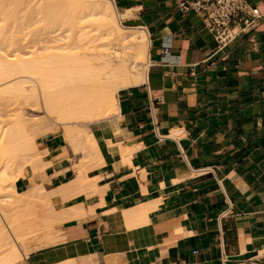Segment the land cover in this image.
<instances>
[{"label": "crops", "instance_id": "1", "mask_svg": "<svg viewBox=\"0 0 264 264\" xmlns=\"http://www.w3.org/2000/svg\"><path fill=\"white\" fill-rule=\"evenodd\" d=\"M109 1L147 34L145 82L89 124L102 191L65 200L84 214L24 264H264V0H247L262 17L223 48L184 9L190 0ZM64 148L40 137L49 165L35 181L46 190L74 177ZM31 177L25 169L16 191Z\"/></svg>", "mask_w": 264, "mask_h": 264}, {"label": "bare ground", "instance_id": "2", "mask_svg": "<svg viewBox=\"0 0 264 264\" xmlns=\"http://www.w3.org/2000/svg\"><path fill=\"white\" fill-rule=\"evenodd\" d=\"M23 4L27 7L25 9L27 17L24 19L23 25L20 26L22 31L32 27L28 31L29 36L37 37V40L33 46H30V52L26 58H21L17 54L16 59L11 58L12 61L0 52V96L2 99L5 96L9 99L10 95L11 97L13 95L14 99L17 97L13 103L15 105L19 100L18 97H20V101L22 99L27 103L31 102L32 108H38V104H42L45 113L54 119L56 125L61 127V138L65 144L63 155L68 153L71 158H74L71 165L74 177L66 184L53 188L54 191L48 195L44 196V192L42 196L34 194L38 191L37 189L44 188L35 179L43 174L44 168L49 163L42 160L45 151H41L36 142L40 129L38 123L34 122L32 117L22 114L23 111L21 113L18 109L19 119L13 118V115L11 117L12 112H10L8 122L15 119L14 122L11 121L4 128L5 123L3 124V122L6 121L1 122L0 163L2 166H0V181L3 184L6 182V186H10L13 178L10 176V182L6 179L9 177L6 175L8 173L7 166L12 164V159L16 158L18 152H21L19 157H22L23 153L32 174L27 190L32 188L31 191L34 196L40 197L39 200L42 197L46 202L57 204V206L55 205L57 209H52L50 213L47 211L44 217L43 214L41 216L39 210L38 220H40L39 216L42 220L45 218V225L49 227L50 221L54 222L59 219V223H61V215L65 216L63 219L61 218L64 220L73 218L75 215L78 216L82 211L81 205H79L80 207L73 206L74 211L69 208L61 211L62 206L58 210V205L62 204L61 201L75 197L80 193H84L85 197L90 199L92 195L99 194L98 191L102 189L96 185L97 177L90 175L94 168L100 167V160L89 124L117 114V94L124 89L145 82L148 38L146 32L141 28L123 26L121 19L126 18L129 12L119 14L109 0H23ZM21 6H19V10L24 7V5ZM23 10L22 12H25ZM16 31L18 30L16 29ZM2 32L4 29L1 34ZM5 33L7 34L6 31ZM4 38H7V35L3 34ZM3 39L0 37L1 41ZM9 41L10 38L2 43ZM17 41H10L7 44L8 47L16 46ZM15 52L17 51L15 50ZM18 110L16 109L13 113L16 114ZM126 152L129 151L126 150ZM11 154L10 164L6 162V158ZM13 155L15 156L13 157ZM122 155L126 162V154ZM13 167H15L13 172L17 169L16 173L19 174L18 169L21 168L18 165L17 168L15 165ZM10 170L12 171L11 168ZM10 188L13 187L10 186ZM32 192H27L31 193L28 196L29 198L31 196V199ZM26 195L24 194V196ZM4 199L0 197V264H18L24 253V251L19 252L18 245L21 243V247H23L24 238L30 232L36 231L37 226L32 222L36 211L30 206L31 202L30 205H27V201H24L27 207L24 208V211L22 209L20 211L18 208V205L22 203L20 197L17 198L18 201L16 198L14 199L17 204L13 201V204L9 203L7 197L8 204H6ZM77 210L80 211L77 212ZM41 212L45 213V211ZM57 214H59L58 217H56ZM42 222L40 221V223ZM54 224L57 223L54 222ZM58 264L73 263L72 260H67Z\"/></svg>", "mask_w": 264, "mask_h": 264}, {"label": "rangeland", "instance_id": "3", "mask_svg": "<svg viewBox=\"0 0 264 264\" xmlns=\"http://www.w3.org/2000/svg\"><path fill=\"white\" fill-rule=\"evenodd\" d=\"M18 4H19V6L20 7H22L21 5H24V7L21 9V10H19V6H18ZM18 6V7H17ZM24 9V10H23ZM25 9H27V7H26V5L25 4H23V0H0V37H2V39H3V34H4V36L5 35H7V38H4L2 41H4V40H6L7 41V39L9 40V38H10V41H14L15 40V42L17 41V44H16V46H13L12 48H9L8 47V43L10 42H3L2 43V41L0 40V52L3 54V55H5V56H8V59L9 60H12L13 58H15L16 59V55L18 54V56H20L21 58H26L29 54V52H30V46H33V44L36 42V40H37V37H30L29 36V33H28V31L32 28H30V29H26V30H24V31H22V23H23V21H24V19L27 17V11H25ZM22 10L23 11H25V12H22ZM18 14V15H17ZM11 20H12V22H11ZM17 25H16V24ZM21 25V26H20ZM123 25V24H122ZM4 27V28H3ZM16 27H18V28H16ZM2 29H4V32H2V34H1V31H2ZM6 29V30H5ZM16 29L19 31H16ZM5 31L7 32V34L5 33ZM20 33V34H19ZM2 43V44H1ZM5 43V44H4ZM21 47V48H20ZM22 48H23V50H22ZM26 48V49H25ZM15 50L17 51V52H15ZM19 50V51H18ZM22 50V51H21ZM21 51V52H20ZM23 52V53H22ZM23 54H24V56H23ZM2 56V55H1ZM12 58V59H11ZM13 61V60H12ZM15 82V81H14ZM12 83V82H11ZM5 96V95H4ZM7 96H5V97H3L4 99H2V97L0 96V129L2 128V124H1V122L2 121H6V122H3V128H4V126H6L7 124H9V123H11V121L12 122H14V120L15 119H11L10 120V122H8L9 120H8V116H9V114H10V112H12L11 114H10V116L12 117V115H13V118L14 117H17L18 118V112H19V110H20V112L22 113V111H23V113L22 114H24L25 116H27V117H32V120L34 121V122H36V123H38V125H39V127H40V129H39V135H37V137H36V142H37V145H38V148H39V140H40V137L42 136V135H44V134H48V133H53V134H57V135H59L60 137H61V127L59 126V125H56V123H55V121H54V119L51 117V116H49V115H47L46 113H45V110L43 109V107H42V104L41 103H39L38 104V108L37 107H34V108H32V105L30 104L31 102H26V101H24V100H22L21 99V101H20V97H18V101L21 103V105H20V103L17 101L16 103L18 104V108H17V104L15 105V104H13V103H15L14 101H16V98L17 97H15V99H14V97H13V95H12V97H13V99H12V97H11V95H10V97H9V99H7L6 98ZM3 101V102H2ZM6 101V102H5ZM8 101H9V103H8ZM13 105H12V104ZM11 108H10V107ZM14 109H13V108ZM21 107V108H20ZM18 110V111H16V114H14L13 113V111H15V110ZM3 110H4V112H3ZM8 112V113H7ZM2 113H4L3 115H4V117L2 116ZM21 113H20V115H21ZM8 114V115H7ZM7 117V118H6ZM3 118H5V119H3ZM3 119V120H2ZM19 119V118H18ZM86 127H88V126H86ZM17 154V153H16ZM66 155L68 154V153H65ZM11 156H12V154L11 155H9V157H3L4 159L6 158V162L7 163H10V161H11ZM15 155H13V157H14ZM19 156H21V152H18V155L16 156V158L14 157V159H12V164L11 165H8L7 166V168H8V170L6 169V171L9 173H7L6 175L7 176H9L8 178H6V179H8V181L10 182V180H11V178H13L12 179V184L10 183V186L11 187H13V188H10L9 189V187L8 186H6L7 185V183L5 182L4 184H3V182L2 181H0V185H1V182H2V187H1V196L0 197H2V198H5L4 199V202H6V197L8 198L7 200L9 201V203L10 202H14L15 203V198H16V200L18 201V199H19V197H20V199L22 200V203H20L19 205H18V208L20 209V211H21V209L24 211V208H26L27 207V205H30V202H31V207H33V209L36 211V216H35V218H37V216L39 215V210H40V214H41V216H42V214H43V217H44V215H46L47 214V211H49V213H50V211L52 212V209L53 210H55V209H57V204L55 203L54 204V202L53 203H51L50 201L48 202H46L45 200H43V198L41 197V200H39V198L40 197H38V195H35L34 196V194H40L41 196H42V193H43V195L45 196V195H48V194H50L51 192H53L54 190H53V188L51 189V190H46L45 188H42V189H37L38 191H36V193L34 192V194H33V192L31 191L32 190V188H28V190H27V188L25 189V190H23V191H16V189H15V187H14V185H15V182L18 180V179H20V177H23V175H24V170L25 169H28L29 170V168H28V164H27V162H26V158L23 156V153H22V157H19ZM25 158V159H24ZM20 160H22V162H20ZM74 160V159H73ZM24 161V162H23ZM2 162H3V159H2ZM5 162V161H4ZM73 162V161H72ZM22 163H23V165H22ZM1 164V163H0ZM4 164V163H3ZM25 164V165H24ZM13 165H15L16 166V168H17V165L21 168V169H18L20 172H19V174H20V177H19V174L18 173H16V171H17V169L13 172V169L15 168V167H13L12 168V166ZM0 166H2V164L0 165ZM9 166H10V168L12 169V171L10 170V168H9ZM5 171V172H6ZM10 171V172H9ZM18 172V171H17ZM21 173H22V175H21ZM18 174V175H17ZM10 176H11V178H10ZM6 177V176H5ZM5 179V181H7ZM10 179V180H9ZM5 186V187H4ZM7 187V189H5ZM36 190V189H35ZM35 190H33V191H35ZM32 192V199H31V196H30V198L28 197L29 195H31V193H27V192ZM6 194H9L8 196L6 195ZM24 194H27L26 196H24ZM3 195H4V197H3ZM13 195H17L16 197L14 196L13 197ZM22 195H23V198H24V200H23V198H22ZM47 197V196H46ZM18 198V199H17ZM28 199V200H26V199ZM38 198V199H37ZM35 199L37 200L36 202H35ZM30 200V201H29ZM31 200H33V201H31ZM43 200V201H42ZM20 201V200H19ZM27 201V205H26V203L25 202ZM13 202H12V204H13ZM32 202H33V205H32ZM34 202H35V204H34ZM62 203L64 202V201H61ZM24 203H25V206H24ZM60 203V202H59ZM58 203V204H59ZM6 204H8V202H6ZM15 204H17V203H15ZM21 204H22V206H21ZM56 205V206H55ZM20 206V207H19ZM62 206V204L60 203V206L58 205V210H59V208ZM37 209V210H36ZM73 209V210H72ZM74 207L73 208H69V210H72V211H74ZM63 210H66V209H62L61 211H63ZM67 210H68V208H67ZM41 211H45V213L44 212H41ZM56 212V211H55ZM59 212V211H58ZM60 214V213H59ZM59 214H57L56 215V217H58V215ZM55 214H54V211H53V216H54ZM50 215L48 214V217H49ZM67 216V215H66ZM24 217V216H23ZM62 219L65 217H62V215L60 216ZM34 217H33V219H32V222H34V224L37 226L36 228H35V230L36 231H34L33 233H31L30 232V234L29 235H27V237H25L24 238V240L22 241V246L23 247H21V243H20V245H18L19 246V252L20 253H22L23 251H24V253H23V257L20 259V261H19V263L18 264H24V261H23V259L25 258V257H27L28 256V254L32 251V250H34V249H36V248H38V247H45V246H49V245H52V244H55L56 242H58L59 240H60V237L58 236V233H56L55 232V230H56V227L58 226V224H60L59 223V219L56 221H54L55 223H57V224H54V222H51L50 221V224H51V226H50V224H49V227H48V229H46L47 227H46V225H45V218H44V220H42L41 219V217L39 216V218H40V220H38V218L37 219H35ZM61 218H60V222L62 223L63 221H65V220H67V219H64V220H61ZM26 219V218H25ZM36 221H35V220ZM40 221L42 222V223H40ZM37 222V223H36ZM39 222V223H38ZM46 222H49V221H47L46 220ZM43 226H45V228H43ZM34 229H33V227H32V231H33ZM0 254H1V252H0ZM1 257V256H0Z\"/></svg>", "mask_w": 264, "mask_h": 264}, {"label": "built area", "instance_id": "4", "mask_svg": "<svg viewBox=\"0 0 264 264\" xmlns=\"http://www.w3.org/2000/svg\"><path fill=\"white\" fill-rule=\"evenodd\" d=\"M187 8L201 15L219 48L252 29L262 17L247 0H190L184 9Z\"/></svg>", "mask_w": 264, "mask_h": 264}]
</instances>
